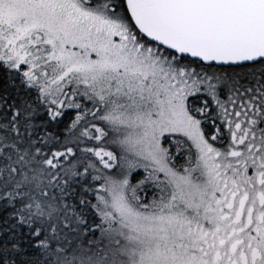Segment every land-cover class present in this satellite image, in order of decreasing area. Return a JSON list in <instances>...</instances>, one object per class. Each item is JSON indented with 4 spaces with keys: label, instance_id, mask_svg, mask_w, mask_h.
<instances>
[{
    "label": "snow or ice",
    "instance_id": "1",
    "mask_svg": "<svg viewBox=\"0 0 264 264\" xmlns=\"http://www.w3.org/2000/svg\"><path fill=\"white\" fill-rule=\"evenodd\" d=\"M0 264H264V0H0Z\"/></svg>",
    "mask_w": 264,
    "mask_h": 264
}]
</instances>
